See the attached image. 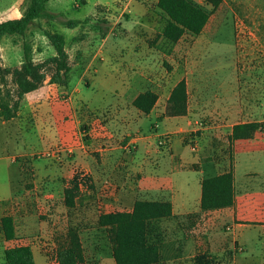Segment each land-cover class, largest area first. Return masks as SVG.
I'll use <instances>...</instances> for the list:
<instances>
[{"label":"rangeland","instance_id":"374dc122","mask_svg":"<svg viewBox=\"0 0 264 264\" xmlns=\"http://www.w3.org/2000/svg\"><path fill=\"white\" fill-rule=\"evenodd\" d=\"M17 1L0 0V22L23 16L28 2ZM95 1L87 0L88 5L77 9L75 2L81 5L82 0H64L66 13L62 16L68 20L81 19L92 12ZM107 1L110 7L99 10L100 23L88 28L89 42H83L86 44L80 52L73 49L75 43L69 44L72 61L75 63L85 52H93L98 44V50L112 53V56H106L105 67L113 69L112 78L119 83L121 92H124L122 83L134 85L138 91L154 92L159 97L156 112L164 113L173 89L186 81L187 113L175 117L171 120L172 125L165 128V135L159 141L160 151L170 148V141L177 134L172 126L177 123L184 129L177 135L183 136L184 144L190 148L176 143V153L190 158L198 155L203 163L216 166L217 174L232 171L235 161L230 139L233 125L264 119V0H222L217 10L206 0H190L210 14V21L201 35L188 34L177 44L163 36L166 16L158 9V0ZM15 2V8H9ZM37 30L35 24L27 32L28 38L13 37L0 42L3 71L0 72V109L19 102L15 119L0 121V231L17 230L20 243L32 245L36 254L44 251L43 244L74 232L72 240L81 258L80 264H113L106 233L98 229L99 216L110 211L103 198L110 190L95 189L89 181L81 188L76 207L66 208L63 197L67 179L63 168L67 160L62 157V149L75 143L77 146L85 144L90 147L89 156L93 161L97 160L100 154L97 150L103 144L109 145L108 139L99 137L105 124L113 125L112 129L107 127L106 130L114 129L112 133L118 136V144L124 143L126 134L119 140L121 133H131V129L136 132L139 128H133L139 120L129 111V101L135 94L127 90L122 95L126 102L120 101L118 113H112L114 109L107 112L101 105H89L88 96L95 97L101 91L98 85L95 89H81L78 94L81 99L75 97L70 101L66 88L52 89L49 85L53 67L48 66L44 85L19 100L12 71L22 67L26 47H32L36 54L39 49L47 53L48 40ZM59 30L72 38L73 34L64 27ZM96 34L98 40L92 38ZM103 34H110L111 38L101 47L100 36ZM15 47L17 49L11 53V48ZM76 56L79 57L77 60ZM104 71L105 68L102 73ZM100 80H97L99 84ZM124 111L130 118L122 116ZM132 114L136 119L133 124ZM155 121L150 122L154 124ZM144 127L138 134L148 132L147 126ZM132 151L137 153L138 147L133 145ZM155 164L158 165L157 161ZM53 165L57 175H48L47 170ZM190 179H199V174L191 172ZM212 218L213 215L201 217L191 230L180 226L181 222L187 224L185 218L157 223L151 241L160 244L159 264H196L197 256L212 264H262L258 255L264 254V250L248 252L240 250L239 246L230 248V224L209 225ZM249 221L264 226V218ZM261 231L248 235L249 244L258 240L264 242V228ZM251 253L257 257L250 258ZM243 257H247V261Z\"/></svg>","mask_w":264,"mask_h":264},{"label":"crops","instance_id":"0c3cea01","mask_svg":"<svg viewBox=\"0 0 264 264\" xmlns=\"http://www.w3.org/2000/svg\"><path fill=\"white\" fill-rule=\"evenodd\" d=\"M17 2H15V4L13 3V5L11 3L9 8L14 9ZM63 4L64 0H48V11L53 16H56V19L52 21L37 20L31 26L33 27L37 24V32L39 35L42 34V37L45 40H48L46 41L47 53L43 52L42 49H39L37 50L38 54H36L32 47H26L27 50L25 53L27 52L29 58L37 64L42 63L51 57H55L56 50L46 37L45 32L47 31L57 34L61 32L62 34L60 35H63L66 40V50L70 58L71 66L69 87L66 89L70 94L69 100L72 101L73 98L80 97L78 94H81V89H95L96 85H98L101 91L95 97L88 96L90 100L89 105L96 107L101 105L102 107L107 108V112L114 109L115 111L111 112L114 113L117 111L118 113L120 101L126 102L122 98V95H125L124 93H127V90H132L135 96L129 101V111L135 114V117L139 120V122L133 126V128L139 126L136 132L134 129H131V133H121L119 140L124 134H126V141H124V143L122 142V144H118V136L112 133L115 131L114 129L111 130V132H108L106 130V128L109 127L108 125L105 124V126L101 127L103 130L102 133L105 132V134L101 133L99 137H103V140L108 139L107 142L109 145L103 144L105 147L101 146L97 150L100 152L97 160H92L89 156L90 147L85 144L77 146L75 143L74 145L71 144L67 149L63 148L62 157L67 160L66 166L63 168V174L67 179V184H65L66 188L69 181L77 173H82L84 176L90 178V183L95 189L102 188L103 190L106 188L110 190L107 196H103V198L106 199L105 202L108 206L107 210L110 211H105L104 213H112L114 211L130 212L133 210L134 205L138 200L169 201L173 205L174 216L179 217L180 219L194 213H200L203 180L215 177L224 172L217 174L216 170H218V168L211 163H203L198 155L190 158L186 155L184 156L183 154L175 152L174 146L176 143L190 148L184 144V137L177 135L184 132L183 127H178L177 123H174L172 126V129L177 134L171 139L170 148L163 152L160 151L159 141H161V137L165 135V128L172 125L171 120H174L175 117H167L165 115L166 109H164V113L162 111L156 112V108H154L149 115H145L133 106L135 99L144 92L141 90L138 91L134 85H127L125 83H122L124 92H121L119 83L112 78L114 75L113 69H111V71L108 70L109 68L105 67L107 64L105 62L107 60L106 56L110 57L112 56V53L98 50L97 44V46H94L93 52H85L84 55L77 53L82 55V57H80L81 59L76 56V60L78 58L79 60L75 63L72 61V56L68 49L69 44L75 43L73 49L75 52H80L79 50L81 47L86 44L83 42H89L88 40L91 38V36H89L90 32L88 31L89 26L100 23L99 10L101 11L104 8L110 7V2L107 0L95 1L92 7V12L81 19L75 20L79 22V25L73 29L68 28L61 22V19L68 20L65 16H62L66 13ZM82 5H88L87 0H82L81 5L78 2H75L74 6L77 9H81ZM109 10H112V8ZM21 17L22 16L19 15L12 19H19ZM63 27L65 30L67 29L73 34L72 38L69 39L65 32L59 30ZM13 37L19 36L4 37L3 40ZM23 38H28L27 33ZM92 38L98 40L97 34ZM100 38L102 39V43H100L102 47L109 42L111 36L110 34L107 36L106 34H103ZM23 46L25 48V45ZM17 47H20V45H17ZM17 47H15V49L11 48V53H13ZM100 59H102L101 61L103 62H100ZM96 60H98V62ZM103 68H105L106 71L102 73ZM99 75L101 80L99 79ZM97 80H100L101 83L99 84ZM54 88L56 89L58 86ZM28 95L24 96L23 99L27 98ZM85 97H83V99H85ZM48 99L49 98L47 97V100ZM133 114L130 119L132 124L136 123ZM125 115H127L126 111L122 112V116L125 117ZM127 117L130 118L128 115ZM128 118L127 121L129 120ZM153 119L156 120L154 124L150 122ZM72 120L73 118L70 116V121L72 122ZM251 122L257 121L249 120L241 123ZM261 122H264V119L258 121V123ZM241 123H236L233 126ZM144 125L147 126L146 128H148V132L138 134L144 130ZM109 128L112 129L113 125ZM56 129H58L57 124ZM161 130H163L162 133H160ZM101 140L102 139H100V141ZM164 144L166 145L167 142ZM231 144L235 158L232 167L234 177V204L226 209L204 213L201 217L213 215V218L209 219L208 224H214L217 225V227L230 224L231 227H229V234L232 239V242H230V248L236 249L237 246H239L240 250H246L248 252L250 250L263 251L264 242L258 240L249 244L248 235H253L255 232L259 234V232H262V228H264V226H257L256 224H253L252 221H249L250 219L264 218V130L258 132L253 139L232 140ZM133 145L138 147L137 153L132 151ZM165 147H163V149ZM68 154L69 159L67 158ZM53 155H55V152ZM55 158L56 155L54 156V159ZM156 161L158 165H154ZM54 165L47 170L48 175H57V168ZM191 172H197L199 174V179L192 181L190 179ZM58 174L61 173L58 171ZM124 208L127 209L124 210ZM1 221L2 218L0 216V223ZM98 229L103 230L99 227ZM11 230L15 232V239L10 241L6 239L5 231H0V264H4L5 251L8 248L30 245L27 243L25 244V242H23L24 244H21L18 239V231L15 229ZM30 247L33 250L36 264H46L47 258L44 252L36 254L32 245H30ZM252 256H254V258L257 257L253 254L249 257L253 258ZM258 258L262 261V264H264V254L261 253V255H258ZM244 259L247 261V257H243V260ZM113 264H115V261H113Z\"/></svg>","mask_w":264,"mask_h":264},{"label":"trees","instance_id":"16d2710c","mask_svg":"<svg viewBox=\"0 0 264 264\" xmlns=\"http://www.w3.org/2000/svg\"><path fill=\"white\" fill-rule=\"evenodd\" d=\"M28 6L19 19L0 22V42L4 37H23L37 20L52 21L56 19L49 13L48 0H27ZM214 10H217L222 0H206ZM157 7L166 16V26L163 36L171 43H179L186 35L199 36L210 21V14L190 0H158ZM70 29L79 25L75 20H61ZM46 37L56 50V56L43 63H34L25 53V61L18 70H13L15 82L19 89V100L24 96L39 90L47 80L46 68L53 67L49 85L69 87L71 72L70 58L66 50V40L63 35L45 32ZM0 72H3L0 67ZM159 97L152 91L140 94L133 106L145 115L155 108ZM19 102L10 108L0 109V121L10 122L18 115ZM188 109V93L186 81H181L173 89L166 107L168 117L184 116ZM264 130V122L241 123L233 127L231 140H250L258 132ZM90 181L89 177L77 173L68 183L64 191L63 203L66 208L76 207L77 198L82 187ZM92 188V187H91ZM234 204V177L232 171L224 172L215 177L204 179L202 182L201 212L185 217V229H193L202 214L222 210ZM180 220L173 214V205L169 201H136L132 211H116L102 213L98 219V227L106 233L115 264H159L161 247L151 241L155 225L164 220ZM180 223V222H179ZM8 241L15 239L11 229L5 232ZM73 234L56 239L57 260L59 264H80L81 258L73 245ZM196 264H212L205 262L204 257L197 256ZM4 264H36L33 250L30 246H15L5 251Z\"/></svg>","mask_w":264,"mask_h":264},{"label":"built area","instance_id":"2783aa9c","mask_svg":"<svg viewBox=\"0 0 264 264\" xmlns=\"http://www.w3.org/2000/svg\"><path fill=\"white\" fill-rule=\"evenodd\" d=\"M53 241L43 244V250H44L43 252L47 258L48 261L47 264H59L57 260V244L55 241L54 242ZM23 246H30V245H23Z\"/></svg>","mask_w":264,"mask_h":264}]
</instances>
